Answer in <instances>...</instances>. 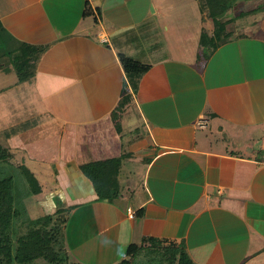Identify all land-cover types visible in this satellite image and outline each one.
<instances>
[{
	"label": "crops",
	"instance_id": "obj_1",
	"mask_svg": "<svg viewBox=\"0 0 264 264\" xmlns=\"http://www.w3.org/2000/svg\"><path fill=\"white\" fill-rule=\"evenodd\" d=\"M236 5L204 55L180 0H0V143L37 179L32 195L54 174L41 200L59 190L78 215L63 247L80 264H117L143 238L194 264H264V0ZM28 46L45 48L20 81L4 61ZM121 55L148 66L135 88ZM106 159L117 195L99 199L81 166Z\"/></svg>",
	"mask_w": 264,
	"mask_h": 264
},
{
	"label": "trees",
	"instance_id": "obj_2",
	"mask_svg": "<svg viewBox=\"0 0 264 264\" xmlns=\"http://www.w3.org/2000/svg\"><path fill=\"white\" fill-rule=\"evenodd\" d=\"M202 13L212 21V39L218 43L226 41L230 35L227 30V20H223V15L231 8L235 0H197ZM1 32V30H0ZM207 35L202 31L203 40ZM202 42V41H201ZM200 42V44H201ZM29 47V46H28ZM21 49L22 55L13 57V68L17 72L18 79L23 81L32 76L36 53L43 51L44 46H32ZM122 66L128 77V81L135 88L141 75L148 69V66L136 62L123 55L120 56ZM125 86V85H124ZM124 90V89H123ZM128 101L127 96H123L121 104ZM118 160L106 159L89 162L81 166L83 173L92 182L99 199H111L117 195L115 178L118 169ZM25 178L28 182L30 194L40 192V186L34 175L26 168H23ZM63 209H57L54 214H47L36 222L37 227L29 228L25 233L19 235L15 240L11 237V225L18 215V210L13 201L12 178L0 179V264H31L36 258L41 256L48 264H69L68 254L64 247L56 248L55 244L64 236L63 226L67 220L62 216ZM40 220H42L40 222ZM163 241L153 238H143L140 243H132L126 249V254L117 264H142L136 262V256L142 255L143 248H150L153 251V258L158 264H194L186 255L183 247L168 245L166 249ZM62 245V243H61ZM36 247V252L32 253L30 248ZM175 249V250H174ZM147 256H145V254ZM143 256L149 258V251ZM170 255V257H169ZM157 258V259H155ZM64 259V260H63ZM163 262V263H162Z\"/></svg>",
	"mask_w": 264,
	"mask_h": 264
},
{
	"label": "rangeland",
	"instance_id": "obj_3",
	"mask_svg": "<svg viewBox=\"0 0 264 264\" xmlns=\"http://www.w3.org/2000/svg\"><path fill=\"white\" fill-rule=\"evenodd\" d=\"M166 1H174V0H166ZM179 1V0H177ZM181 2L186 3V6L190 7V11L189 14H174L177 17V22L179 24H183V23H191L193 25H195L196 29H197V40L199 42H201L200 44V52H202L204 55H206V53H208V51L210 50V46L211 44L214 42V40L212 39V33H209V30L206 29L205 34L207 35L206 37L201 38L202 35V27L204 26V22L201 21V14L199 11V4L197 3V1L195 0H180ZM238 0H235L232 5L231 8L223 15L222 19L223 20H227V30L229 32H233V29H228L231 28V21L232 19H235V14H237L240 10H243L244 8L237 6L236 2ZM245 13V12H243ZM239 17V16H238ZM245 18H242V20H244ZM248 19V18H247ZM163 21V18H162ZM165 21H169L171 23H173V17H171V15L169 14H165ZM164 22V21H163ZM242 24V22H241ZM234 31H239V28H234ZM8 49H4V53L6 54L8 52ZM202 54V56H204ZM13 55H9V59L4 61V64H6L5 69L6 68H10V65L13 66ZM12 77L9 75L7 78H5L6 80H4L5 84H10V82H13L15 79H10V78H15L14 74H11ZM2 77V74L0 73V79ZM1 81V80H0ZM3 83V82H2ZM16 156V157H15ZM25 161V160H24ZM24 161H22L20 159L19 155H14L12 151L9 149L7 144H3L0 143V179L1 178H5V177H10L12 178V183H13V201H14V206L15 208L18 210V215L16 216L15 220L13 221L10 231H11V237L13 240H15L19 235L23 234L26 232V230H28L29 228H34L37 227V220L38 219H42L44 218V216L46 215V213H50L51 211H53V209H63L62 210V216H64L65 218L67 217L66 220V225L64 226V229L62 230L63 233L61 240H58V243L55 244L56 248H61L63 249V245H65L67 243V241L69 239H76V234L80 233V229H77L80 225L78 224L79 218L77 217L78 215H76L75 217H73L72 211L69 208H62L63 205V198H62V192H60L59 190H54L53 194L56 196L53 200V206L50 205L49 203L44 204L42 202V198L44 195H46V193H48L50 191V189L54 188V184L56 182V178L55 176H53L54 174L50 173V169H48L47 167V171H49V175H48V179H47V175H45V180L47 179V183L44 184L43 187V191L45 190V193H43L42 195H30L29 192V186H28V182L25 178V173L23 168L25 167L23 165V163H25ZM36 162V165H35ZM32 164V166L34 165V169H38V167H42L43 165L41 164L40 160H31L30 161V165ZM38 165V166H37ZM41 200V201H39ZM52 207V208H51ZM72 216V217H71ZM69 217V219H68ZM37 221V222H36ZM42 220H40L41 222ZM75 233V234H74ZM74 234V237H73ZM69 240V241H71ZM66 241V242H65ZM62 243V245H61ZM69 245V244H68ZM166 249H168V245H165ZM64 249H66L64 247ZM30 250H32V253L36 252V247L30 248ZM144 253V252H143ZM142 255H138L136 256L135 261L139 262L141 261V259H148L147 257ZM145 254V253H144ZM74 255V254H73ZM75 256V255H74ZM71 256L69 254L68 257V262L69 264H80V259L78 257H74ZM154 256V255H153ZM152 255L149 256V258L153 257ZM75 259H74V258ZM170 257V255H169ZM157 259V258H155ZM64 260V259H63ZM141 263V262H140ZM138 263V264H140ZM31 264H48L46 262V260H44L41 256H39L38 258H36ZM144 264V263H142Z\"/></svg>",
	"mask_w": 264,
	"mask_h": 264
}]
</instances>
